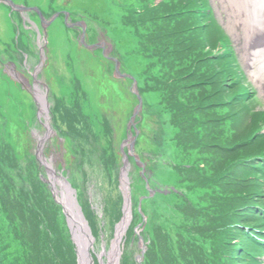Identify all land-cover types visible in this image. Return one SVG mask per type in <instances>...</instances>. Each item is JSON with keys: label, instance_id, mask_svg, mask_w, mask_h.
<instances>
[{"label": "rangeland", "instance_id": "rangeland-1", "mask_svg": "<svg viewBox=\"0 0 264 264\" xmlns=\"http://www.w3.org/2000/svg\"><path fill=\"white\" fill-rule=\"evenodd\" d=\"M13 1L23 4L26 8L27 4L36 5L34 7L41 9L47 17L45 19L62 9L74 14L75 20L79 21H84V16L87 14L86 7L80 5L81 1L87 0ZM103 1L105 6L102 10L97 13L88 12L92 19H88L87 23L94 31L99 30L104 38L99 34L95 37L96 34L90 31L89 43L93 41L94 44L87 48L83 45L84 39L80 37L78 27L71 28L63 24V15L60 14L44 26L46 28L44 38L47 45L45 46L48 52L44 51V58H41V62L46 64L38 70L39 74L36 78L40 81L39 88L44 92L35 91L34 97L30 91L12 79V77L15 78V72L13 73L9 67L4 69L6 64L3 66L0 63V143L2 145L0 149L5 147L8 150L7 154L5 152L2 154L0 151V163L3 162L0 167L4 168L3 174L0 172V196L3 197V201L0 200V246L5 245V251L2 254L13 264H28L30 258L35 259V264H77L75 246L71 241L61 204L52 199L49 189L38 177L41 171L38 159L41 165L44 161L43 145L44 148L48 147L45 152L46 157L51 156L49 152L54 156V164L52 162L47 165L48 174L53 181L63 188V193L66 195L64 178L56 175L57 168H59L62 173L64 171L70 176L71 182H68L78 190L76 199L88 223L90 234L94 237L91 243L94 248L89 249L94 264L101 263L105 258L97 253H100L102 248L110 247V239L115 237L114 232L118 229L119 223L121 227H125L129 221L127 217H124V209H122V204L127 206L124 202V190L130 191L129 186L125 187L124 182L122 183V178L126 183L128 176L125 171L119 175L118 170L128 158L127 150L131 145L127 139L126 125L131 127L128 117L136 114L139 109L134 114L131 113L127 101L125 104L126 98L122 100L123 88H129V85L127 87L126 67H124L125 63L122 66L120 60L118 66L117 61L109 55L107 51L109 47L105 44L107 38L111 40L113 50L120 51V55L122 47L118 40L121 35H126L129 46V53L126 56L130 63L129 69L140 79L142 90L156 88L159 80V88H164V92L160 93V102L157 103V110L161 108V112L168 109L176 115V118H179L178 112L182 109L187 110V107L182 106L183 101L186 100L182 97V92L190 85L195 87L194 90H207L208 88L203 85V82L195 83V81L208 80L205 62L198 59L199 51L203 50L204 41L198 42L196 50L191 47L188 51L179 53L178 41H181L183 45H189L196 40L197 36L194 33L193 38L189 40L186 33L176 34L168 21L159 20L165 12L169 15L171 11L168 8L166 10L162 8L166 0ZM226 1L233 2L234 0ZM96 2L99 3V1ZM216 2L218 4V0ZM149 9L152 10L151 13ZM216 10L219 14L218 6ZM8 12L9 8L0 4V62L14 63L17 72L30 78L31 72L33 70L35 72V66L40 63L37 37L38 31L41 34L43 32L39 28V26L42 27L41 16L37 11H28L27 16L23 14V17L15 12L10 17ZM11 18L15 24L11 23ZM76 36L81 41V47L77 44ZM20 43L24 47H21ZM86 50L91 67L89 75L82 74V72L80 75L84 87L81 91L86 95L81 103L87 110L89 98L93 97L94 109L96 107L105 108L104 114H110L113 122L107 120L104 126L100 122L94 127L88 120H85L83 121L84 131L80 134L74 130L71 123L67 124L69 120L65 119L66 114L63 112L64 104L72 101L71 88L60 87L59 92L58 90L54 92L57 96L49 92L50 88L56 87V77L64 79L66 76L67 85H70L71 72L68 74L65 61H70L69 64L73 63L75 68L78 67L79 60L76 58L80 55L85 60L83 55L86 54ZM238 53L247 76L253 79L243 62L241 53L239 51ZM97 56H99L98 60ZM49 61L52 64V71L48 72V77L52 74V82L49 89H46L43 83V81L46 82L44 68L48 67ZM53 71L57 73V76ZM32 74L28 84L29 90H31L32 80L36 73ZM130 81L132 86L134 81L132 78ZM135 86L134 91L136 92H131L134 107L139 102V92L144 93L140 90L138 92L139 87L137 84ZM258 90L259 95L264 99V93L259 87ZM172 91L180 93V97L177 98L173 94L168 97L167 95ZM43 93H47L45 99ZM146 93L143 95L145 96ZM54 98L58 101V107L56 106L54 110L55 114L53 112L50 116L47 114L46 124H42L40 120H37L35 102H41V112L46 113L49 109V102L51 104ZM111 103L115 106L112 107ZM145 110L151 111L149 103L144 102L142 112ZM146 111L144 113H147ZM142 112L136 115V123L139 118H142ZM57 113H61L60 115L65 120L64 123L57 118ZM118 114L120 127H116ZM150 114L153 113L150 112ZM53 116L59 120L56 122L57 125L63 126L62 128L66 130L65 140L51 131L52 123L54 124L55 121ZM231 128L232 125L221 134L223 142L229 141L233 136ZM104 129L107 133L103 131ZM117 130L122 134L121 139L128 142L126 145L121 143L119 146L123 151L122 162H120L118 152L112 148L109 141ZM188 131V128H179L178 133L175 132L174 142L177 143L178 149L185 151V156L181 157L180 152L174 154L173 174L167 178L168 181H164L163 178L162 185L155 184L152 180L150 182L152 175L149 177V173L144 172L146 173L144 178L141 175L143 169L139 165L136 166L134 173L138 175L136 177L135 174L136 178L132 176L129 183L132 189H135L129 196L133 213L129 227L120 239L119 264H203L201 254L199 255L191 241L194 237V229L190 226L193 218L203 216L199 199L195 198L196 203L190 204L180 193H175L177 191H168L169 187H176L188 194L199 183L198 176L186 164L189 163L188 159L192 153L187 152L186 148L190 144L187 137ZM72 132L77 133L81 138L73 139ZM109 132L111 134L107 137ZM44 133H47L46 138L42 137ZM37 135L41 139L36 138ZM143 140L142 133L138 134L132 148L139 159H143L142 153L148 154L146 165L150 170L156 162H160L159 156L157 154V160H155L154 153L155 151L157 153V149H154L153 144L144 143ZM187 153H189L188 156ZM219 158L221 156H217L216 159ZM61 160L63 163L60 162ZM129 160L133 162L131 157ZM11 168L12 174H10ZM25 175H30L31 180L26 182ZM155 185L163 190L156 189V192L153 190L150 195L149 191ZM157 194L160 196L161 204L155 202ZM31 197L33 198L30 199ZM140 209L144 212V217L139 212ZM147 215L151 216L148 217L151 218V222H147ZM113 243L115 244V241ZM40 250L42 253L39 252ZM115 252L113 250L114 256Z\"/></svg>", "mask_w": 264, "mask_h": 264}, {"label": "trees", "instance_id": "trees-1", "mask_svg": "<svg viewBox=\"0 0 264 264\" xmlns=\"http://www.w3.org/2000/svg\"><path fill=\"white\" fill-rule=\"evenodd\" d=\"M96 1H99L97 3ZM190 0H169L162 6L164 10L167 8L171 10L169 12V15L166 14V12L159 17V20H166L170 25L173 26L174 33L179 32H184V28H186L187 23L186 22V10H190L188 7ZM193 1V0H191ZM84 6H87V9L89 10H95L96 12L99 10H102L103 7L105 6L103 0H87L85 2H82ZM150 13L152 10H148ZM185 19V20H183ZM153 20V18H152ZM187 34V33H186ZM187 39L191 40L192 36L190 34H187ZM118 43H121L122 47V52L119 55L120 51H112V54L125 63L127 67L130 68V63L129 59L126 58V56L129 53V46L127 43L126 35H121V37L118 40ZM193 43V41L191 42ZM191 43L189 45H183L181 41H178L177 44L180 46L179 53H184L188 51V49L191 47ZM72 50V48H69ZM150 54V53H149ZM152 55V54H151ZM153 56V55H152ZM98 57L96 59L98 60ZM77 60H79V65L78 67L72 66V68L68 69V72H71V80H70V85L68 84V78L65 76L63 82H61L62 87L64 86L65 89H69L70 93L75 91L76 95V100L81 97L79 95V92L82 93L81 88L83 87V83H81L80 75L81 72L82 74L85 73L86 75H89L90 72V60H89V55L85 57V60L82 59V56L78 55ZM92 61H94L92 59ZM209 69L211 72L212 64L209 63ZM213 75V76H211ZM210 80H207L209 84L212 85L213 92L209 89L207 93H205V89H200V90H194V86H188L183 92H182V97L185 98L186 100L183 101L182 106L187 107V110L182 109L181 111L178 112L179 118H176V115L173 114V112L168 111V109L164 110L161 112V108L159 110H156V118L152 119V116L150 112L146 111L147 113L142 112L141 115L142 118H139L136 126L139 127L140 133H142V138L144 139V143H150L151 145H154V149H157V153L155 151L154 156L155 160H157V154L160 157V155L163 154L164 149H162V146L157 142V138L155 137L153 131H152V126L151 122H157L161 126L162 124L164 126L168 125L170 126V133H169V145L173 151V156L171 157V161L167 162L165 161V158H161L159 160L160 162H156L153 165V169L151 168L150 170H155L156 164L161 163L165 166L166 169V164L167 168L170 170L165 173L163 176L164 181H168L167 178L173 174V164H174V154L176 152H180L181 157L184 158L185 156V151L180 150L177 148V143L174 142L175 140V132L178 133V129L181 128H188V142L190 143L186 148L187 152H192L189 160V163L187 162L186 164L191 167V171L198 176V182L196 186L193 187L192 191L188 193L189 197H186V200H189L193 198L192 202H195V198H198L200 201H209L213 196H210V199L207 200V196L209 195L208 191L210 188L213 187L214 184H217L218 182L224 183V185H220V188L218 191H220L221 196L219 197V201H209L206 205H200L201 208V213L202 217L196 216L197 218H193V221L191 224L195 226L196 228L200 226L202 229L203 236L206 237L209 240H214V241H223L227 240L229 241L231 238L232 232H234L231 228L232 225L238 224V225H244L248 223L249 218L251 217V211L250 207L246 206V203L249 200H246V196L249 198L254 199L251 202L256 203L259 199L257 197V192H254V188L259 185V182H253L252 180H248L244 177V175H241L242 171L238 169L239 166L243 165H248V167L253 164L252 161H249L247 163H244L243 161L249 154L250 150L249 148H260L261 151H264V147L262 145L263 141H260L257 143L254 147H252V143H248L247 145H244L242 147H236V146H227L225 142L221 140V133H220V114L218 112V101L216 100V97H221V95L229 88L230 85H233L231 82V77L226 69H222L221 65L219 64L218 67L215 69L214 72L210 73ZM158 80V76H157ZM208 84V87H209ZM79 89L78 94L76 93V90ZM144 89V88H143ZM164 88H159V80H158V85H156V88H150L149 90H140L147 92L144 97L145 102L148 103L147 101H152V98H148L150 94H154L157 97V102H160V93L164 92ZM232 90L230 89L231 92ZM123 95L125 96L127 104H129V109L134 107V104L132 102V93H130L127 88H123L122 90ZM142 93V94H144ZM171 94H173L175 97H180V93L177 91H172L170 94L167 96L169 97ZM142 96V95H141ZM156 99V98H155ZM225 100V99H224ZM155 101V100H154ZM227 100H225L226 102ZM81 102V101H80ZM63 106V112H65L66 117L65 119H72V118H77V122L73 123L72 126L74 130H77L78 133H83L84 131V124L83 121L88 120L89 123L93 124V126H97L100 122L101 124L108 122L112 120V117H110V114H103V111H106L105 108L96 107L93 111L88 112L85 116H80L79 113L81 112L80 110L83 109L77 102H73L70 104L68 102L67 104H64ZM90 106V105H88ZM168 107V106H167ZM78 108V109H77ZM126 108V106H125ZM116 111L115 109H111ZM143 110V109H142ZM77 111V112H76ZM80 111V112H79ZM59 112H61V108H59ZM102 112V113H101ZM61 114V113H60ZM57 113V118L60 119L61 121L65 120L63 119V116ZM112 114V113H111ZM101 115V116H99ZM54 118V116H53ZM123 118V116H122ZM56 119V118H54ZM117 124L116 127H119V121H120V116L118 114V118H116ZM59 121V120H58ZM57 122V119H56ZM55 124V122H54ZM114 127V126H113ZM112 127V128H113ZM60 130L59 126L57 128ZM62 131V130H60ZM103 131H106L104 129ZM102 131V132H103ZM139 133V135H140ZM75 132H73V135ZM111 133L109 132L107 134V137ZM121 132L116 131L114 132V137L110 140L107 138V140L110 141V145H112V148L117 151L118 144L120 143L121 139ZM105 137V136H104ZM80 139V138H79ZM78 139V140H79ZM264 140V139H263ZM0 146L1 143H0ZM2 154L4 152L7 154V151L4 147L0 149ZM260 151V152H261ZM118 152V151H117ZM189 153H187L188 156ZM259 153H257L256 156H258ZM119 155V154H118ZM147 153H142V158L145 162L146 161V156ZM223 155V158L216 159L217 156ZM9 156V155H8ZM195 156V157H194ZM120 157V156H119ZM131 157V156H129ZM10 158V156H9ZM132 159L134 157H131ZM243 161V162H242ZM255 161V160H254ZM203 163V165H200V163ZM3 164L0 163V165ZM233 164V167L231 168L229 172L227 173V168ZM118 167V166H117ZM253 167V166H252ZM263 168L262 166H260ZM4 168L0 167V172L3 174ZM137 167L135 168V170ZM147 172L150 171L147 168ZM135 170L132 172L131 177L133 178L137 177V173H134ZM12 168L10 170V174L13 173ZM166 172V171H165ZM5 173V172H4ZM170 173V174H169ZM136 174V177H135ZM148 174V173H147ZM229 175L231 178L229 179L228 183H225L223 180L220 181L223 176ZM149 175V174H148ZM11 176V175H10ZM26 177V182L28 180H31L30 175H25ZM218 177L220 180L219 181H213V177ZM153 176L150 179L153 180ZM29 183V182H28ZM1 184V182H0ZM175 185V184H174ZM173 185V186H174ZM10 188V187H9ZM132 188V186H131ZM135 189H132L134 191ZM27 195H29V191H27ZM34 195V194H33ZM3 197L0 196V200L3 201ZM31 197L30 199H32ZM155 198V197H154ZM156 199V198H155ZM246 200V201H245ZM263 202V199L261 200ZM156 202V200H155ZM152 203V201H151ZM233 210L235 212H233ZM236 217H233V216ZM238 215H243V217H239ZM245 215V216H244ZM233 217V218H231ZM237 218H243L242 220H239ZM239 232V231H238ZM241 234V232H239ZM213 243V242H212ZM4 249V248H3ZM220 249V248H219ZM214 249V253L216 252ZM5 251V249H4ZM41 253V250L39 251Z\"/></svg>", "mask_w": 264, "mask_h": 264}, {"label": "clouds", "instance_id": "clouds-1", "mask_svg": "<svg viewBox=\"0 0 264 264\" xmlns=\"http://www.w3.org/2000/svg\"><path fill=\"white\" fill-rule=\"evenodd\" d=\"M21 14L22 16H23V14H27V13H23V12H18V14ZM53 14H56V16L54 17V19L55 18H57L60 14H59V11H56V12H54ZM52 14V15H53ZM45 18H47V17H45ZM49 19V18H48ZM53 20V19H52ZM30 23H32V21H30ZM69 27H74V25H70ZM39 28L43 31L42 32V34L41 33H39V31H38V37H37V39H38V42H39V64H37L36 66H35V68L36 67H38V68H36V70L38 71V70H40V68H41V66H43V65H45L46 63H43L42 64V62H41V58L43 57L44 58V51H46L47 50V48H46V41H45V38H44V35L46 36V28H44V27H41V26H39ZM101 33V32H100ZM86 34H89V33H86ZM86 34H84V33H80V37H82L83 39H84V41H83V45L85 46V48H87V47H89V46H91V45H93L94 44V42L92 41L91 42V44L89 43V39H87L86 37H85V35ZM42 35V36H41ZM77 37V36H76ZM96 37V36H95ZM41 38H42V41H41ZM77 44L81 47V41H80V39H79V37H77ZM21 45V44H20ZM46 45V46H45ZM50 49V48H49ZM50 51V50H49ZM47 52H48V50H47ZM88 54V51L86 50V54H84L83 56L84 57H86V55ZM113 57V59H115L116 61H117V64H118V66H119V64H120V61H119V59L118 58H116L114 55L112 56ZM70 62V61H69ZM11 63V70H12V72L14 73L15 72V74H21V78L19 79V80H17V79H15V81L18 83V84H20L21 86H24V88H27L26 90H28V91H30L31 92V94L35 97V95H34V92L35 91H38V93H42V91L44 92V90L42 89H40L39 88V86L34 90V91H32V90H29V83H30V79H31V74H30V78L27 76H25L24 74H22V73H20V72H17L16 71V67H15V65H14V63H12V62H10ZM122 63V66L124 65V62L122 61L121 62ZM72 64V66H73V63H71ZM67 65V67H68V69L69 68H72L71 66H69L68 64H66ZM47 66L48 67H45L44 68V71H45V76H46V78H45V80H46V82H48V84L45 82V81H43V83H44V85H45V88L47 89H49V85H50V83L52 82V74H51V76L50 77H48V72L49 71H52V64H51V62L49 61L48 62V64H47ZM124 67H126V75H128L129 76V78H132V80L134 79V73L133 72H131V70L129 69V67H127V65H124ZM130 70V71H129ZM53 73L55 74V76L57 75V73H55L54 71H53ZM38 74H39V71L37 72V74L35 75V77H34V80H32L34 83H37V82H40L39 80H37L36 78H37V76H38ZM33 75V74H32ZM56 87L55 88H58V87H62V84H61V82H60V78H57L56 77ZM127 81H128V83H130L131 81L128 79V77H127ZM138 86V85H137ZM64 87V86H63ZM132 89L131 90H133L134 91V88H136V86H134V84H132ZM54 88V89H55ZM54 89H51L50 88V94H52V95H54V96H57V94H55L54 93ZM82 89V88H81ZM138 91V90H137ZM134 92H136V91H134ZM46 93H44V95H45ZM43 95V94H42ZM80 95H82L80 98H79V102H78V99L76 100V98H75V100L74 101H70V104L71 103H73V102H77L82 108H84L85 106L83 105V103H81L80 101L82 100V98H84L86 95L85 94H83V93H81L80 92ZM90 96V95H89ZM37 100V99H36ZM37 102V101H36ZM41 102H39L38 104H40ZM49 104H50V102H49ZM51 104L52 105H54L53 107H55L56 105H57V100H56V98H54V101H52L51 102ZM50 104V105H51ZM94 99H93V97H91L90 96V98H89V101H88V105H91V106H94ZM112 107H113V105L112 104H110ZM138 104L136 103V106H137ZM58 106V105H57ZM136 106H135V108H136ZM57 108V107H56ZM142 109H143V107H141L140 108V111L136 114V115H139L140 114V112L142 111ZM36 113H37V115H38V117H37V120H40V122H42V124H46V115L48 114V113H42L41 112V110L40 111H36ZM121 116H123V115H121ZM39 118V119H38ZM123 118H124V116H123ZM43 120V121H42ZM133 122H136L135 120H133ZM139 131H140V129H136V127H134V125H133V128L131 129V132H130V135H128V133H127V139H128V142H130L131 143V145L129 146V148H128V150H127V155H128V158L125 160V162H123V164H121V166L119 167V170H118V174L119 175H121L122 174V172H124L123 171V169H122V167L124 166V165H127V168H128V166L129 165H131V163H134V164H136V166L137 165H139L143 170H141V172L143 173V177L145 178V175H146V173H144V172H147V169L145 168V165L147 164V162H145V161H143V159H139L138 157H137V153H136V151L135 150H133V144H134V142H136V139H137V135L139 134ZM116 132V131H115ZM37 133V132H36ZM39 136L37 135L36 136V138H38ZM43 138H46V134L44 133V135L42 136ZM114 136H112L111 137V139L113 138ZM38 139H41V138H38ZM57 140H59L58 138H57ZM128 142L125 140V139H122L121 141H120V143L118 144V147H117V151H118V154H119V156H120V162H122V160H121V156L123 155V151L120 149V144L122 143V144H128ZM43 150L42 151H44V145H43ZM62 148H63V146H62ZM64 149V148H63ZM36 151H37V149H36ZM49 154H51V156H53L52 155V153L51 152H49ZM129 156H131V157H134L132 160H133V162H130V160H129ZM54 157V156H53ZM62 160H63V158H62ZM60 161L61 163H63V161ZM53 162V164H54V161H52ZM51 162V158L49 159V160H44L43 161V164L40 166V168H41V171H40V173L38 174V177L39 178H41V176H48L49 174H48V170H47V165L48 164H50V163H52ZM57 166H59L58 164H57ZM56 168V167H55ZM45 172V173H44ZM125 172L127 173V169L125 170ZM147 173H149V177L152 175L153 177H154V170H150L149 172H147ZM165 173H167V172H165ZM165 173H164V175H165ZM163 175V176H164ZM128 177H127V184L125 183V186H129V188H130V179H129V175H127ZM123 179V178H122ZM163 179V178H162ZM154 183L155 182H160L159 180H155V177L153 178V180H152ZM162 181V180H161ZM167 186H168V184H167ZM154 189L156 190V187L154 186ZM162 190H163V188H162ZM172 190V187H169L168 188V191H171ZM132 192V191H131ZM130 192V193H131ZM152 192H153V188H151L150 189V191H149V194L151 195L152 194ZM130 193H129V196H130ZM154 195V194H153ZM158 195V194H157ZM122 206H123V204H122ZM123 208V207H122ZM129 209H130V216H129V219H131V214H132V212H133V209H132V207H129ZM126 216V215H125ZM122 217V216H121ZM128 219V220H129ZM130 221V220H129ZM129 221H128V223H129ZM127 223V225L123 228V227H121L122 225H120V223H119V225H118V229L114 232L115 234H114V238H111L110 239V242L111 243H113V241H117V243H118V240L119 239H121V236L123 235V233H124V231H126V229L129 227V224ZM121 228H123V230H121ZM126 233V232H125Z\"/></svg>", "mask_w": 264, "mask_h": 264}, {"label": "water", "instance_id": "water-1", "mask_svg": "<svg viewBox=\"0 0 264 264\" xmlns=\"http://www.w3.org/2000/svg\"><path fill=\"white\" fill-rule=\"evenodd\" d=\"M0 2L2 3H6L8 5L11 6L12 9H23L26 7H23L22 5H17L16 3L14 4L12 0H0ZM32 9H34L35 11H37L38 15L41 16V25L42 27H44L46 24H48L52 19H54V17L56 16V14H53L49 19H45V17L42 15V13L40 12L39 9H37L36 7H32ZM45 28V27H44ZM21 74H15V78L17 80H19L21 78ZM135 81H134V86H135ZM44 99H45V95L43 93ZM138 105L136 106L134 113L141 108L142 104H141V98L139 96V102L137 103ZM41 105V103L39 104ZM47 106V105H46ZM47 136V133H46ZM64 184H65V188L67 190L66 195H64V193L62 192L60 197H56V195H53L55 200H57L58 202L60 201L62 204V209L63 212L65 213V217H66V223H68L69 229H70V234H71V238L73 239L75 246H76V253H77V257H78V264H81L83 261L81 260L80 257V253L83 252V257H84V262H86L87 264H92V260L93 258L91 257V254L89 252V248L91 247V243L93 240V236L92 234H90L89 231V227H88V223L85 221L84 216L81 212L80 206L78 204V201L76 199V191L75 188L71 187L70 183L68 182L67 178H64ZM127 187V186H125ZM53 189V187L51 188ZM54 190V189H53ZM125 194V200L124 202L127 204L123 206L122 209H124V217L127 213V220L129 219L130 216V197H129V190L127 191V189L124 190ZM123 218V217H122ZM124 228V227H123ZM79 237H85L86 238V242L84 243H78L77 241L79 240ZM83 244L87 245V251H85L83 249ZM111 244V249L112 250H117L119 247V244H117V241H115L114 243H110ZM117 264V263H116Z\"/></svg>", "mask_w": 264, "mask_h": 264}, {"label": "bare ground", "instance_id": "bare-ground-1", "mask_svg": "<svg viewBox=\"0 0 264 264\" xmlns=\"http://www.w3.org/2000/svg\"><path fill=\"white\" fill-rule=\"evenodd\" d=\"M251 6V14L253 16H255L256 18H258L259 20L263 21L264 22V0H251L250 2V5ZM239 20L236 19L235 21H231V19L228 20V24L230 26H232L235 34H236V37H241L242 38V48H243V53H245V55L248 54V51H247V41L245 39V36L240 34V32L238 30H235V25L234 23H237ZM227 24V25H228ZM228 25V28L231 30L230 26ZM0 26H1V21H0ZM256 29V28H255ZM264 35V28H260L258 29L257 28V32H256V39H258L260 36ZM253 44V42H251V45ZM245 61L248 65H250V62L253 61L252 59H248V58H245ZM261 67H260V73H259V78L260 80H263L264 81V58L262 59L261 61ZM151 126H152V131L155 135V137L157 138V142L162 146V149H164L163 151V155H165V158H168L170 157V154L172 152V149H170V145H169V139H168V134L170 133V129L168 125L164 126L162 124V126L157 123V122H151ZM45 149H48V147L46 146ZM44 149V153H43V158L44 160H49L51 158V162L54 161V157L53 156H50V157H46V151ZM37 153V151H36ZM49 154V153H48ZM123 171H125L127 169V165H124L122 167ZM165 171L167 172L168 171V168L166 166V169H165V166L161 163H157L156 164V167H155V170H154V177L161 181L162 178H163V175L165 173ZM168 174V172H167ZM124 182V186H125V181H124V178L122 179V183ZM126 184H127V181H126ZM156 202L158 204H161V199H160V196L157 195L156 196ZM127 217V213H126V216ZM79 240L77 241L78 243H84L86 242V238L85 237H79ZM83 249L85 251H87V245L83 244ZM100 255H103L105 256V258L103 259L104 263L103 264H114V261H115V256H114V253H113V250L110 248V247H107L106 249L102 248V251L99 253ZM80 257H81V260L83 261L81 264H87L86 260H84V257H83V252L80 253Z\"/></svg>", "mask_w": 264, "mask_h": 264}, {"label": "flooded vegetation", "instance_id": "flooded-vegetation-1", "mask_svg": "<svg viewBox=\"0 0 264 264\" xmlns=\"http://www.w3.org/2000/svg\"><path fill=\"white\" fill-rule=\"evenodd\" d=\"M85 37L87 38V39H89V36H88V34H86L85 35ZM105 44H108V42H105ZM110 48H107V51H108V53H109V55H111V50H109ZM111 57H112V55H111ZM113 58V57H112ZM70 62L68 61V65L69 66H71L72 67V64H69ZM6 64V65H5ZM4 65H5V68L4 69H6V68H8L9 66H10V62H6V63H4ZM10 68V67H9ZM127 77H128V79L130 80V78H129V76L127 75ZM40 82H37V83H33L32 82V87H31V90L32 91H34L39 85ZM128 85H129V88H127L128 90H131V82L130 83H128L127 84V87H128ZM33 86H35V87H33ZM70 95H71V97H72V101H74L75 100V98H76V95L73 93V92H71L70 93ZM51 106H52V104H51ZM48 108H49V111H48V114H49V116L52 114V109L48 106ZM131 113H133V108L131 109ZM128 120L129 121H131V122H129L130 124H131V127H129L128 125H126V128H127V133H128V135H130V132H128L129 130L131 131V129L133 128V116L131 115V117H128ZM118 126H120V125H118Z\"/></svg>", "mask_w": 264, "mask_h": 264}]
</instances>
